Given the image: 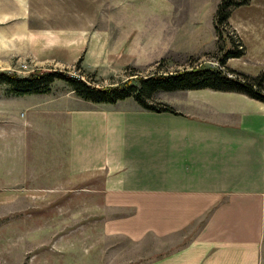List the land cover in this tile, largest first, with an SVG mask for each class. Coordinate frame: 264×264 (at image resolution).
<instances>
[{
  "label": "crops",
  "instance_id": "obj_1",
  "mask_svg": "<svg viewBox=\"0 0 264 264\" xmlns=\"http://www.w3.org/2000/svg\"><path fill=\"white\" fill-rule=\"evenodd\" d=\"M112 41L126 50L123 65L158 60L135 33ZM200 97L180 115L146 111L131 98L82 106L57 99L39 110L53 117L47 128L55 149L26 153L16 140L37 111L21 117L8 109L0 127L8 126L0 133V186L23 189L11 201L26 188H74L87 203H100L106 236L141 252L137 264H262L264 104Z\"/></svg>",
  "mask_w": 264,
  "mask_h": 264
},
{
  "label": "rangeland",
  "instance_id": "obj_2",
  "mask_svg": "<svg viewBox=\"0 0 264 264\" xmlns=\"http://www.w3.org/2000/svg\"><path fill=\"white\" fill-rule=\"evenodd\" d=\"M221 1L0 0L7 5L0 9V71L25 77L40 69L67 70L84 78L94 76L96 87H111L127 81L136 85L137 76L210 67L252 82L264 72V0L233 8L228 22L219 28L226 44L214 28ZM124 33L142 36V46L149 43L144 51L158 55V60L149 66L123 65L126 50L117 48L112 39ZM227 50L235 57H224ZM201 92L213 101L250 99L200 90L160 92L150 102L189 112L188 100L201 99ZM57 99H78L83 105L62 81H55L44 96L17 97L0 85V127L8 122V109L21 117L26 110L37 111L16 146L24 153L36 147L54 150V133L47 128L53 117L39 110ZM7 128H0V133ZM21 189L0 186V264H137L141 252L134 245L103 233L100 203H87L74 188L49 185L26 188L22 195L29 197L11 201L13 191Z\"/></svg>",
  "mask_w": 264,
  "mask_h": 264
},
{
  "label": "trees",
  "instance_id": "obj_3",
  "mask_svg": "<svg viewBox=\"0 0 264 264\" xmlns=\"http://www.w3.org/2000/svg\"><path fill=\"white\" fill-rule=\"evenodd\" d=\"M252 0H222L217 7L215 17L216 36L227 40L220 32L221 25L226 24L233 8L248 4ZM224 57L233 56L232 50H227ZM220 64L223 65L222 60ZM86 74V73H85ZM92 75H72L67 70H34L25 77L15 72L0 71V85L6 86L10 94L21 97L25 95H45L51 90L55 81L66 83L77 98L93 104H115L118 101L131 98L142 109L155 113L178 114L167 105H157L150 102L156 93H172L176 91L211 90L215 92H232L244 95L264 104V86L261 80L264 72L252 82L234 75H229L218 68H192L174 74H153L149 77L135 78L137 84L131 81L111 87H96Z\"/></svg>",
  "mask_w": 264,
  "mask_h": 264
}]
</instances>
